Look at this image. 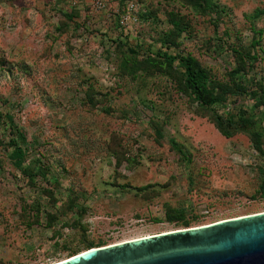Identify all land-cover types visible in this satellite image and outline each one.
Returning <instances> with one entry per match:
<instances>
[{"label":"rangeland","instance_id":"rangeland-1","mask_svg":"<svg viewBox=\"0 0 264 264\" xmlns=\"http://www.w3.org/2000/svg\"><path fill=\"white\" fill-rule=\"evenodd\" d=\"M263 182L264 0H0V264L262 213Z\"/></svg>","mask_w":264,"mask_h":264},{"label":"water","instance_id":"water-1","mask_svg":"<svg viewBox=\"0 0 264 264\" xmlns=\"http://www.w3.org/2000/svg\"><path fill=\"white\" fill-rule=\"evenodd\" d=\"M53 264H264V212L96 247Z\"/></svg>","mask_w":264,"mask_h":264},{"label":"trees","instance_id":"trees-1","mask_svg":"<svg viewBox=\"0 0 264 264\" xmlns=\"http://www.w3.org/2000/svg\"><path fill=\"white\" fill-rule=\"evenodd\" d=\"M171 60V58H169ZM179 60L183 64V74L185 77V84L186 87L190 90L191 94L203 105H209L212 102L215 101H221L218 96L212 97L209 95L204 88L203 81L205 79V72L203 69H201L195 61H193L189 57H180ZM216 128L221 132L223 135H226L225 132H223L222 124L218 120L216 123ZM251 141L254 149L257 151L260 150V139L259 135L257 133L251 134ZM264 185V182H263ZM184 228H188V224H183ZM100 247V246H97ZM90 248H96L92 247V245H88L87 249ZM79 254V253H78Z\"/></svg>","mask_w":264,"mask_h":264},{"label":"bare ground","instance_id":"bare-ground-1","mask_svg":"<svg viewBox=\"0 0 264 264\" xmlns=\"http://www.w3.org/2000/svg\"><path fill=\"white\" fill-rule=\"evenodd\" d=\"M248 216V215H247ZM243 217V216H242ZM237 218H239V217H237ZM204 226V225H203ZM199 227V226H198ZM191 228H193V227H191ZM104 247V246H103ZM91 249H93V248H91ZM88 250H90V249H88ZM85 251H87V250H85ZM85 251H83V252H85ZM82 253V252H81ZM80 254V253H79ZM68 259V258H67ZM66 260V259H65Z\"/></svg>","mask_w":264,"mask_h":264}]
</instances>
